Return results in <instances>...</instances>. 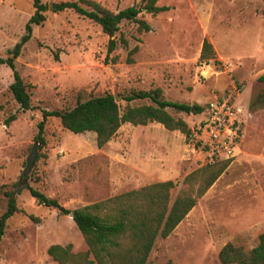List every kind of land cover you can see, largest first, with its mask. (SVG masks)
<instances>
[{"label":"rangeland","instance_id":"obj_1","mask_svg":"<svg viewBox=\"0 0 264 264\" xmlns=\"http://www.w3.org/2000/svg\"><path fill=\"white\" fill-rule=\"evenodd\" d=\"M41 1L49 8L46 20L33 27L15 62L29 86L33 110L20 108L9 91L13 73L0 67V216L7 208L2 192L16 184L31 186L73 211L172 181V205L188 175L227 162L175 231L156 239L146 264H221L219 253L228 243L246 251L256 247L264 234V83L258 81L264 75V0H158L171 9L155 16L141 13L150 32L123 22L114 37L118 46L109 56V37L99 25L72 10L53 11L55 4L80 0ZM87 1L113 13L141 2ZM34 13L33 0H0V57H8ZM205 40L218 63L200 60ZM156 89L165 100L205 108L197 115L166 110L187 124L189 136L156 121L124 124L99 148L95 133L75 135L52 117L33 168L23 177L43 110L64 112L105 94L119 96L122 111L154 106L147 100L128 104L124 98ZM223 98L235 106L240 136L230 154L222 146L228 131L213 142L199 133L208 106ZM12 115L16 120L6 126ZM17 205L20 211L7 222L0 244V264H58L48 254L53 245H71L75 255L89 252L70 215L38 205L26 189L17 195Z\"/></svg>","mask_w":264,"mask_h":264},{"label":"trees","instance_id":"obj_2","mask_svg":"<svg viewBox=\"0 0 264 264\" xmlns=\"http://www.w3.org/2000/svg\"><path fill=\"white\" fill-rule=\"evenodd\" d=\"M87 4L86 9L82 4ZM35 9L25 27V34L9 52L8 57H0V67L7 66L13 73V82L9 87L14 100L24 111L33 110L31 95L28 87L16 70V60L20 57L24 46L31 40L33 27L39 26L46 20L45 13L48 7L41 0H33ZM171 9L168 6H159L158 0H141L118 13H113L99 4L87 0L79 2H61L55 4L54 12L72 10L80 16L87 18L101 27L102 32L109 37L108 56L115 51L118 42L114 39L120 25L127 22L139 24L140 31L150 32L151 26L139 16L143 11L147 14L158 15ZM128 46L125 39L120 42ZM137 48L130 51L128 61ZM202 62L209 63L216 60L212 45L205 40L200 55ZM258 81L264 83V75ZM150 101L154 106H128L124 111L112 94L91 98L79 102L74 108L67 111L43 110V119L38 124L39 132L35 138L36 143H44V129L48 118H58L64 129L75 135L95 133L97 146L104 147L124 124L146 125L156 121L168 130H179L187 136L190 135L187 124L182 120H175L167 109L186 114H201L204 107L185 103L172 102L163 99L160 89L152 91H133L124 98L128 104L134 101ZM16 120L10 116L5 125L9 126ZM227 162L208 165L188 175L184 180V189L170 205V190L176 185L172 181L146 186L140 190L123 194L109 200L107 203L88 206L73 211L64 209L58 201L48 198L45 194L31 186L16 184L14 190H4L7 198L6 211L0 216V244L6 232L7 222L20 210L17 205V195L26 189L38 205L59 210L64 215L73 214L72 218L83 235L89 252L75 255L72 246L53 245L48 254L58 264H146L158 237L168 238L175 229L186 219L196 207L198 201L208 192L214 183L221 177L227 168ZM106 211V212H105ZM89 254L94 261L88 260ZM221 264H264V234L259 237V243L250 251L232 243L225 245L219 253Z\"/></svg>","mask_w":264,"mask_h":264},{"label":"built area","instance_id":"obj_3","mask_svg":"<svg viewBox=\"0 0 264 264\" xmlns=\"http://www.w3.org/2000/svg\"><path fill=\"white\" fill-rule=\"evenodd\" d=\"M205 113L208 115V118L200 127L199 133L206 135L207 140L213 142V139L219 140L221 134L224 131H228L230 135L225 138L227 141L222 146L230 154L232 150L231 146L240 137L234 126L237 117L231 98H223L211 103Z\"/></svg>","mask_w":264,"mask_h":264},{"label":"water","instance_id":"obj_4","mask_svg":"<svg viewBox=\"0 0 264 264\" xmlns=\"http://www.w3.org/2000/svg\"><path fill=\"white\" fill-rule=\"evenodd\" d=\"M116 101H118V98H120L119 96H114ZM38 147H39V143H36L34 146H33V149H32V152L27 160V167L26 169L24 170L23 172V177L24 178H27L29 173L31 172L32 168H33V165L36 161V158H37V150H38ZM70 217L73 218L74 215L73 214H70Z\"/></svg>","mask_w":264,"mask_h":264}]
</instances>
